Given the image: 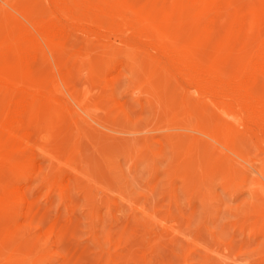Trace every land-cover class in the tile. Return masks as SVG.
I'll list each match as a JSON object with an SVG mask.
<instances>
[{
  "label": "rangeland",
  "instance_id": "374dc122",
  "mask_svg": "<svg viewBox=\"0 0 264 264\" xmlns=\"http://www.w3.org/2000/svg\"><path fill=\"white\" fill-rule=\"evenodd\" d=\"M126 1L144 22L0 0L41 132L28 161L0 149V264H264V70H245L264 0H241L259 26L237 37L191 0Z\"/></svg>",
  "mask_w": 264,
  "mask_h": 264
},
{
  "label": "bare ground",
  "instance_id": "6f19581e",
  "mask_svg": "<svg viewBox=\"0 0 264 264\" xmlns=\"http://www.w3.org/2000/svg\"><path fill=\"white\" fill-rule=\"evenodd\" d=\"M191 1L193 2V4L195 3V6L201 4L199 6H202V9L201 10L204 11V13H205L206 16H212L213 15V17H217V18L220 17L221 18L223 16V14H225L227 16V19H228V21H227L228 22V24H227L228 25V31H229V33L231 35H235V37H237L236 36L237 34H240V33L244 32L245 30H252L253 27L254 28L256 27V29H257L258 26H259V22L255 18V16L252 14L251 10L249 9V6L243 4V2H241V0H191ZM98 2H99V5L100 4L102 5L100 8L104 9V11H107V15H109L111 17L116 16L115 18H118L120 20L129 21V22H135V23H138V22L143 21V20L140 21V19L138 18L139 15L137 16L135 14L133 7H131L127 3L126 0H98ZM104 11H102V12L104 13ZM198 11L199 12H203V11H200V10H198ZM202 17H204V15H202ZM193 20L195 21V18ZM222 22H223V20H222ZM121 24H123V23H121ZM142 24L143 23H141V25ZM185 24H187V21H186ZM182 25H184V24H182ZM143 27H145V26H143ZM204 27H205V25H204ZM210 27H209V30L208 31L211 30L214 33V31H213L214 29H210ZM149 28L151 30V27H149ZM168 28H169V26H168ZM187 28H188V26H187ZM254 31H255V29H254ZM195 32H197V31H195ZM150 33L151 32H149V34H146V35L149 36ZM260 35H261V33H258V36H260ZM228 39L230 40V38H228ZM261 40H262V46L260 45L261 48H259V51L256 49L258 51L256 53L258 57H256V59H254V61L252 59V61H253L252 63H250V64L246 63L248 65L245 67V70H264V35L261 37ZM25 44H26V40L25 39L24 40L23 39H20L19 41H16L15 44H13V45H10L9 44L6 47H1V41H0V149L6 148L4 150H7V153L16 154V155H18V156L21 157V160L28 161L29 159H32L33 158V154H34L33 151H35V149L37 147L34 144V141L33 140L35 139L37 133L40 132V127H38L37 126V123L34 122L35 121V116L37 114L36 113L37 112L36 109H37V106H38L37 97H36V94L34 92H32L31 89H29L28 86L27 87H23V86L21 87L17 83H15L13 80H11V78L9 77V75L6 72L7 70H3L2 69V66H4L5 64H7L9 61H11L14 58H19L20 59L22 57L21 59H24V58L30 56V51L25 50V46H24ZM212 47H213V45H212ZM252 58H253V56H252ZM187 63H189L188 64L189 67L193 64V63H191L189 61ZM190 63H191V65H190ZM194 64H195V62H194ZM194 68L196 70H219V69H217L218 67L216 69H212V68H208V67H203V66H201V67L200 66H197V67H194ZM262 75H263V73H262ZM244 83H247L248 84V82H245V81H244ZM248 86H249V84H248ZM248 99L250 101L253 100L252 103L254 102L253 105L251 106V108L249 109V111L252 112L251 110L253 108L258 107L259 108L258 110L260 111L261 116L264 119V100L263 99H261V100L260 99H256V97H252L250 95H248ZM227 118H229V117H227ZM263 119H261V120H263ZM40 133H38V134H40ZM32 162H34V161H32ZM16 169L18 170V166H17V168H15V170ZM18 172H19V170L17 171V173ZM0 179H1V177H0ZM18 180H20V179H18ZM23 180H25V179H23ZM23 180H20V182L21 181L24 182ZM13 187H15V185H13ZM19 188H20V191H21L22 190L21 187H19ZM22 194H24V193H22ZM3 195H4V193H3ZM25 196L27 197V195H25ZM13 200H14V197H13ZM31 200L32 199L30 198V200H28V202H27L28 203L27 206L29 208H31V205H32L31 204L32 202H30ZM8 202L10 203L9 200H8ZM25 249H26V247H25ZM27 251H29V249ZM29 252H31V251H29Z\"/></svg>",
  "mask_w": 264,
  "mask_h": 264
}]
</instances>
